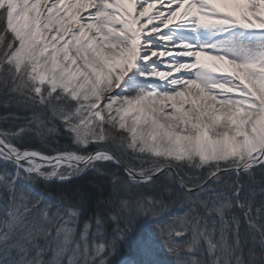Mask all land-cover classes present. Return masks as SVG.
Instances as JSON below:
<instances>
[{
	"label": "snow or ice",
	"instance_id": "snow-or-ice-1",
	"mask_svg": "<svg viewBox=\"0 0 264 264\" xmlns=\"http://www.w3.org/2000/svg\"><path fill=\"white\" fill-rule=\"evenodd\" d=\"M0 96V264H264V0H0Z\"/></svg>",
	"mask_w": 264,
	"mask_h": 264
},
{
	"label": "trees",
	"instance_id": "trees-1",
	"mask_svg": "<svg viewBox=\"0 0 264 264\" xmlns=\"http://www.w3.org/2000/svg\"><path fill=\"white\" fill-rule=\"evenodd\" d=\"M6 101L4 100L3 96H0V128H3L4 125L9 126L13 123L12 120L5 121V118L9 116L10 114H16V115H25L26 113L23 112V110H18L16 108H6L5 107ZM27 115H31L30 113H27ZM38 135H30L26 138V140L29 142L31 147H34L38 150L44 151V152H51L53 148L56 147L55 143H45L42 145L40 141H38ZM46 140H50V138L45 135ZM67 141L65 139H59V144L61 146L66 145ZM108 167V173L111 171H114L111 166ZM258 172L254 174V179L250 181L252 187L254 188V191L256 193V202L259 204L261 197H260V191L261 188L264 187L262 185L261 181V175L259 172L261 171L259 168L256 169ZM225 179H229L228 177H225ZM231 179H235V176L231 177ZM245 183L246 185L249 183V180L247 177H245ZM36 187L39 191L44 192L45 194H49L54 198H58L61 195H64L69 198H74V202H79L84 205L85 208L91 207H97L98 204L103 201L105 197L106 191L111 189V181L110 177L105 178L98 176L95 172H90L86 175H75L71 178L70 181H66L64 183H61L59 180H47V181H36ZM82 223V221H81Z\"/></svg>",
	"mask_w": 264,
	"mask_h": 264
},
{
	"label": "rangeland",
	"instance_id": "rangeland-1",
	"mask_svg": "<svg viewBox=\"0 0 264 264\" xmlns=\"http://www.w3.org/2000/svg\"><path fill=\"white\" fill-rule=\"evenodd\" d=\"M2 119H4V118H2ZM4 127H5V125H4ZM38 137V141H40L41 143H42V145L43 144H45L46 142V137H41V136H37ZM3 167V165H0V168H2ZM255 173H257L258 174V172L257 171H255ZM259 174H260V172H259ZM49 180H51V179H49ZM37 185H36V181H34L33 183H32V187L33 188H35L37 191H39L38 190V188L36 187ZM40 192H42V191H40ZM42 193H44V192H42ZM46 195H49V194H46ZM51 196V195H50ZM82 224V223H81ZM117 248H118V250H119V245L117 246ZM169 259H171V257H169Z\"/></svg>",
	"mask_w": 264,
	"mask_h": 264
}]
</instances>
